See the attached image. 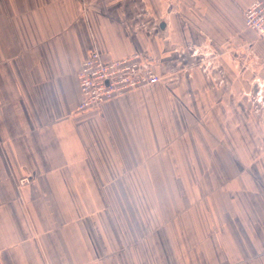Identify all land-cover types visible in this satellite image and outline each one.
I'll use <instances>...</instances> for the list:
<instances>
[{"label":"crops","instance_id":"obj_1","mask_svg":"<svg viewBox=\"0 0 264 264\" xmlns=\"http://www.w3.org/2000/svg\"><path fill=\"white\" fill-rule=\"evenodd\" d=\"M251 1L0 0V264H264ZM93 48L161 81L78 111Z\"/></svg>","mask_w":264,"mask_h":264},{"label":"built area","instance_id":"obj_2","mask_svg":"<svg viewBox=\"0 0 264 264\" xmlns=\"http://www.w3.org/2000/svg\"><path fill=\"white\" fill-rule=\"evenodd\" d=\"M244 22L248 29L264 39V0L251 1L244 11ZM77 77L81 93L78 111L96 109L107 101L161 81L142 53L107 60L97 48L83 60ZM26 181L27 178L20 183Z\"/></svg>","mask_w":264,"mask_h":264},{"label":"rangeland","instance_id":"obj_3","mask_svg":"<svg viewBox=\"0 0 264 264\" xmlns=\"http://www.w3.org/2000/svg\"><path fill=\"white\" fill-rule=\"evenodd\" d=\"M260 43H264V39L259 38L256 34L253 35V38H248L246 69L243 70V73L245 72L247 79V112L250 116L247 119L248 123L250 124L251 121L256 124L255 126H261L264 129V53L261 54L258 50ZM254 135L258 146L257 150L259 149L258 152H254L256 156L264 158V130L258 131ZM163 195L165 196L135 198V209H173L167 193ZM190 201L191 199L186 197L185 192L183 202L181 203L179 200V205L183 209H190Z\"/></svg>","mask_w":264,"mask_h":264}]
</instances>
